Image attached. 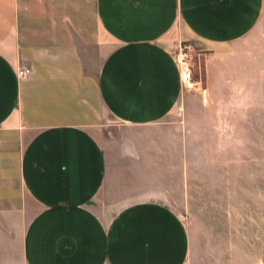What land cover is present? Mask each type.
I'll use <instances>...</instances> for the list:
<instances>
[{
    "label": "crops",
    "instance_id": "obj_1",
    "mask_svg": "<svg viewBox=\"0 0 264 264\" xmlns=\"http://www.w3.org/2000/svg\"><path fill=\"white\" fill-rule=\"evenodd\" d=\"M262 37L264 0H0V264H207L193 143Z\"/></svg>",
    "mask_w": 264,
    "mask_h": 264
},
{
    "label": "rangeland",
    "instance_id": "obj_2",
    "mask_svg": "<svg viewBox=\"0 0 264 264\" xmlns=\"http://www.w3.org/2000/svg\"><path fill=\"white\" fill-rule=\"evenodd\" d=\"M185 45L193 78H203ZM260 54L231 106L201 128L204 141L193 143L194 199L180 212L207 264H264V49Z\"/></svg>",
    "mask_w": 264,
    "mask_h": 264
},
{
    "label": "built area",
    "instance_id": "obj_3",
    "mask_svg": "<svg viewBox=\"0 0 264 264\" xmlns=\"http://www.w3.org/2000/svg\"><path fill=\"white\" fill-rule=\"evenodd\" d=\"M190 46H180L173 54L174 61L180 71V82L182 85H187L193 80L194 71L192 70ZM30 74V70L20 66L17 75L20 78H26Z\"/></svg>",
    "mask_w": 264,
    "mask_h": 264
}]
</instances>
